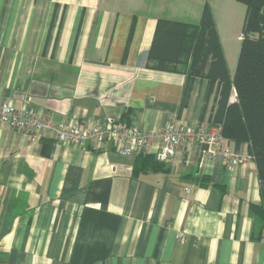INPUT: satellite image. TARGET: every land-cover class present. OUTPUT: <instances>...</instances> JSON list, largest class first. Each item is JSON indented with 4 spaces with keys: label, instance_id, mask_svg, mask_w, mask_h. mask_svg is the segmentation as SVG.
Here are the masks:
<instances>
[{
    "label": "crops",
    "instance_id": "1",
    "mask_svg": "<svg viewBox=\"0 0 264 264\" xmlns=\"http://www.w3.org/2000/svg\"><path fill=\"white\" fill-rule=\"evenodd\" d=\"M205 5L231 79L245 18L236 0H0V104L150 133L207 125L209 62L192 78L191 56L163 70L149 56L158 21L198 26ZM261 204L248 143L160 162L121 156L113 140L96 151L0 125V264H264L251 208Z\"/></svg>",
    "mask_w": 264,
    "mask_h": 264
},
{
    "label": "trees",
    "instance_id": "2",
    "mask_svg": "<svg viewBox=\"0 0 264 264\" xmlns=\"http://www.w3.org/2000/svg\"><path fill=\"white\" fill-rule=\"evenodd\" d=\"M245 7L242 42L230 79L211 11L205 5L198 26L160 20L150 48L158 69L190 57L189 76L199 77L208 64L207 90L201 121L218 126L226 142L249 144V154L264 176V0H236ZM185 91V90H184ZM234 102H230L231 97ZM125 124V123H123ZM252 212L264 236V204Z\"/></svg>",
    "mask_w": 264,
    "mask_h": 264
},
{
    "label": "built area",
    "instance_id": "3",
    "mask_svg": "<svg viewBox=\"0 0 264 264\" xmlns=\"http://www.w3.org/2000/svg\"><path fill=\"white\" fill-rule=\"evenodd\" d=\"M0 125L25 134L52 131L57 140L66 146L84 147L90 143L96 151L113 140L116 152L121 156L152 153L160 162L174 158L179 149L189 153L196 144L220 147L225 142L218 126L167 124L150 133L132 129L123 123H95L91 126L72 124L66 119H55L52 116L39 117L28 108H15L9 104H0ZM245 160L244 157H229L226 164H242Z\"/></svg>",
    "mask_w": 264,
    "mask_h": 264
},
{
    "label": "rangeland",
    "instance_id": "4",
    "mask_svg": "<svg viewBox=\"0 0 264 264\" xmlns=\"http://www.w3.org/2000/svg\"><path fill=\"white\" fill-rule=\"evenodd\" d=\"M229 69H230V74L232 75L234 72V68H233L232 64L229 65Z\"/></svg>",
    "mask_w": 264,
    "mask_h": 264
}]
</instances>
